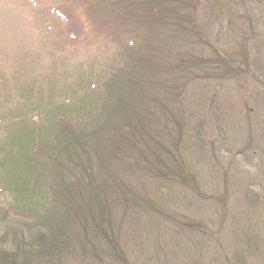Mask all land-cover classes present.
Returning a JSON list of instances; mask_svg holds the SVG:
<instances>
[{"label":"rangeland","instance_id":"rangeland-1","mask_svg":"<svg viewBox=\"0 0 264 264\" xmlns=\"http://www.w3.org/2000/svg\"><path fill=\"white\" fill-rule=\"evenodd\" d=\"M123 67L118 113L90 109L88 93ZM41 125L75 131L89 172L96 154L126 152L125 169L112 159L101 176L118 182L101 228L120 245L90 222L85 240L80 216L58 264H264V0H0V252L16 264L34 261L53 200L35 192L49 185L32 153L36 167H72L55 169L82 180L83 210L103 200Z\"/></svg>","mask_w":264,"mask_h":264},{"label":"trees","instance_id":"trees-1","mask_svg":"<svg viewBox=\"0 0 264 264\" xmlns=\"http://www.w3.org/2000/svg\"><path fill=\"white\" fill-rule=\"evenodd\" d=\"M131 60L129 63L132 62L134 65L132 67L133 73L138 72V68L140 69L139 65L142 68V63L139 57L138 51L131 54ZM124 66L126 65V62L123 63ZM126 75V68L123 67L121 69L115 70V72L112 73V75L109 77L108 80H106L103 84V87L101 90H91L88 94L90 97L88 98V101L85 102V104L90 105L92 103V106H88L90 109L97 108V111H99L100 114H105L106 117H109V115H112V112L118 113V107H120V102L117 103L116 101V91L119 90L120 85L122 84V78ZM117 89V90H116ZM88 95V96H89ZM111 104H113V108L111 107ZM146 110V109H145ZM40 129L44 128L46 131L49 130L48 135L51 136V141H53L52 147L50 148L48 145L51 142H47L44 140V142L41 143V146L49 149V151L54 152H60L61 154L69 155L70 153H76V161H74V158H72L70 161L73 165L76 167V169L81 168L83 172H85L86 180L85 185L87 188L93 192L95 195V199L97 200L99 196L103 197V200L96 204L97 208H93L92 206H88L86 204V209L83 210L81 204H78L79 201H81L82 196L81 193H79V190L82 189V180L81 182L78 181H70L65 178H63L61 171L65 168L67 171H69L72 167L70 165H61L60 162L61 159L54 163V159L57 156L51 157V162L53 164V168H49V165H43V167H36V164L39 162L43 163L41 161V155L39 153H32L35 154L34 156H30L28 159L29 167L31 169V172L33 173L32 176L37 177V180L40 179L39 185H44V182H46V185H49L47 188H45L41 193H39L36 189L33 190L37 193V195L40 197L45 196L47 194V198L51 197L53 195V200H49V204L46 206L45 210L41 212L38 217L39 220L36 222L34 227H36L38 230L44 231L39 235V239L37 241V250H35V259L34 261L31 260H25L21 263L23 264H58L57 259L60 260L62 258V255L64 253L72 252L68 250V247H66V243L70 245V242L68 241L69 236L72 233L73 224L74 221L78 222V224L81 227V224L79 222L80 216H83L82 222H85L83 224V228L85 229V234L83 237H85V240L87 239V231H89V227H86V222H90L92 226L96 225L98 228L97 232L99 235L105 240L106 244L111 246L113 245V252L116 249L117 245H120L118 243V240L115 238V228L113 227V238L112 236L109 238L107 234L106 229L101 228V223L103 220H106L107 217L110 214V209L108 208L107 202L104 197H107L108 193L113 190V188L117 185V181H114V185L107 186L103 183L106 182L105 178H102L101 176L105 173L107 174L108 167L111 163V160L113 159L114 165H116V169L118 171H121L125 169V166L127 167V164L125 163V154L126 152L119 151L118 149H115L114 151L111 149L105 150L103 154L95 155L97 157L98 161V167L96 169H93V166H89V168L93 169L94 171H88L86 169V165L83 161H87V163L92 159V155L88 154V151L86 148L82 147V141L79 135L75 132H69L65 128H63V125H61L58 129L54 128V126H50L48 129L44 126H40ZM65 130V131H64ZM50 138V137H49ZM42 141V140H41ZM94 146V145H93ZM115 148V146H114ZM173 154V153H171ZM171 158L174 160L173 156ZM36 160V163L34 161ZM83 159V161L81 160ZM63 161V160H62ZM65 161V160H64ZM61 163V164H60ZM91 165V164H90ZM55 167L60 168V170H56ZM129 167V165H128ZM64 173V172H63ZM96 173H98L96 175ZM173 175V178L178 180L181 184L189 185L188 180L184 178V176L181 174V172H174L171 174ZM75 193L79 196L78 200L74 202L72 198V194ZM100 193V195H99ZM121 195V194H120ZM65 198V200H62V198ZM71 198V199H70ZM70 199V203H69ZM89 199V198H88ZM127 197H125V200ZM127 201V200H126ZM133 201V200H132ZM40 202V201H39ZM38 202V203H39ZM114 202V201H113ZM37 203V204H38ZM125 203V201H124ZM131 205V204H130ZM129 205V206H130ZM133 206H137L136 204H132ZM127 206V205H126ZM84 212H82V211ZM98 212V216L101 215V219L97 223V215H95V211ZM81 211V212H80ZM80 213H83L82 215H79ZM115 214H113L114 216ZM95 222V223H94ZM108 223V222H107ZM76 224V223H75ZM109 228L110 224L108 223ZM187 225V224H185ZM65 232V234H63ZM68 237V238H66ZM66 238V239H64ZM77 239H80L79 237ZM113 241V242H111ZM87 242V241H85ZM109 246V247H110ZM95 246L93 245H86L83 244V242L80 243L79 249L77 251L79 252H89L94 251ZM76 251V250H75ZM28 253V252H27ZM30 253V252H29ZM97 255V253H94ZM29 256H32V254H29ZM116 256V255H115ZM114 256V257H115ZM120 252L117 254L116 258H118L120 261H125L121 258ZM17 258L14 256H10L9 254H4L0 252V264H16ZM20 264V263H19Z\"/></svg>","mask_w":264,"mask_h":264}]
</instances>
